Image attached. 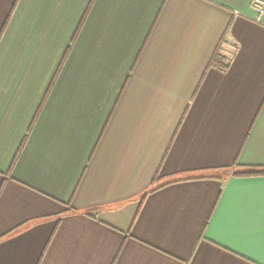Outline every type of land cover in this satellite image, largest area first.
Segmentation results:
<instances>
[{
	"label": "crops",
	"instance_id": "1",
	"mask_svg": "<svg viewBox=\"0 0 264 264\" xmlns=\"http://www.w3.org/2000/svg\"><path fill=\"white\" fill-rule=\"evenodd\" d=\"M237 165L264 168L253 0H0V264H264Z\"/></svg>",
	"mask_w": 264,
	"mask_h": 264
},
{
	"label": "trees",
	"instance_id": "2",
	"mask_svg": "<svg viewBox=\"0 0 264 264\" xmlns=\"http://www.w3.org/2000/svg\"><path fill=\"white\" fill-rule=\"evenodd\" d=\"M210 67H217L222 71H226L229 69V63L226 60V58L223 57L219 51H217V53L214 55L211 61ZM236 168H241V167L237 165ZM241 169L242 170L240 172H236L233 174L234 178H262L264 177V168L247 167L246 169H244V167H242ZM218 174L219 173H216V174L211 173L209 175L203 176L202 178H219L220 176Z\"/></svg>",
	"mask_w": 264,
	"mask_h": 264
},
{
	"label": "built area",
	"instance_id": "3",
	"mask_svg": "<svg viewBox=\"0 0 264 264\" xmlns=\"http://www.w3.org/2000/svg\"><path fill=\"white\" fill-rule=\"evenodd\" d=\"M253 8L260 17L264 16V0H253Z\"/></svg>",
	"mask_w": 264,
	"mask_h": 264
},
{
	"label": "rangeland",
	"instance_id": "4",
	"mask_svg": "<svg viewBox=\"0 0 264 264\" xmlns=\"http://www.w3.org/2000/svg\"><path fill=\"white\" fill-rule=\"evenodd\" d=\"M241 170L239 169V168H237V169H235V170H233L232 172H231V174L233 175L234 173H236V172H240ZM230 174V173H229Z\"/></svg>",
	"mask_w": 264,
	"mask_h": 264
}]
</instances>
